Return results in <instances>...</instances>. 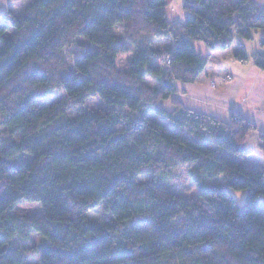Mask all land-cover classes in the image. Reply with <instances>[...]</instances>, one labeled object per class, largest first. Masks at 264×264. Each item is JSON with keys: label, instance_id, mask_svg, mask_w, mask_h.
<instances>
[{"label": "trees", "instance_id": "trees-1", "mask_svg": "<svg viewBox=\"0 0 264 264\" xmlns=\"http://www.w3.org/2000/svg\"><path fill=\"white\" fill-rule=\"evenodd\" d=\"M167 7L33 0L0 15V264H264V171L239 160L253 125L235 111L221 121L190 110L175 97L211 52L264 26V7L181 0L183 21L169 20ZM161 38L169 48L151 46ZM127 51L119 68L116 57ZM253 60L264 68V52ZM103 82L133 97L136 109L116 96L86 108ZM168 99L160 117L174 127L149 115ZM71 109L78 114L69 117ZM260 141L264 151L262 134ZM173 166H186L200 199H183L157 177ZM241 186L239 206L233 190ZM22 201L39 203L41 215L20 210ZM100 202L112 218L102 226L87 214Z\"/></svg>", "mask_w": 264, "mask_h": 264}, {"label": "crops", "instance_id": "crops-1", "mask_svg": "<svg viewBox=\"0 0 264 264\" xmlns=\"http://www.w3.org/2000/svg\"><path fill=\"white\" fill-rule=\"evenodd\" d=\"M5 1L6 4L0 7V15L8 10L17 11ZM255 1L260 8L264 7V0ZM255 29H258L254 31L256 36L250 40L235 36L228 49L211 52L200 75L189 84H179L175 97L186 108L215 116L221 121H227L232 111L248 120L254 129L242 144L246 154L239 160L264 171V151L259 148L262 143L260 135H264V68L253 60L254 52H264L261 43L264 26ZM239 49L245 57L236 55ZM170 109L169 104L165 112Z\"/></svg>", "mask_w": 264, "mask_h": 264}, {"label": "rangeland", "instance_id": "rangeland-1", "mask_svg": "<svg viewBox=\"0 0 264 264\" xmlns=\"http://www.w3.org/2000/svg\"><path fill=\"white\" fill-rule=\"evenodd\" d=\"M10 5H12L13 9L17 10V13H20L23 11V8L31 3L33 0H7ZM168 3V7L166 10V14L171 21H183L185 17V12L181 9V0H166ZM6 1L5 0H0V7L5 5ZM123 27L117 25L115 29V34L117 37H120L122 34ZM257 31L258 29H254V31ZM8 34L12 33L11 30L7 31ZM256 36L255 32L253 34ZM197 49V53L200 54L201 56L205 55L207 52V48L205 45H203L200 41L194 43ZM151 46L153 48H162L166 49L169 48L170 46V40L168 38H161V39H155L151 42ZM131 56V51L123 52L121 54H118L116 57V63L119 68H125L128 65V59ZM150 84H155L153 80L147 79L146 80ZM116 96L119 98H126V106L125 110L129 111H134L137 107V101L131 97L130 95L126 93H122L120 90L116 89L115 87H112L111 85L104 83L102 84L101 89L98 91L97 95L86 100L84 102V105L86 108H99L102 107L106 103H110L111 99ZM165 102V103H164ZM42 101L38 102L35 107H38ZM161 104V105H160ZM164 104V105H163ZM167 104V105H166ZM169 104L171 103L168 100L160 101L158 104V109H154L152 114H149L153 119L159 120L160 122L173 126L172 122H167L165 119L161 118L160 116L162 113L165 111V108H169ZM78 114L77 109H71V111L68 112L69 117H73ZM178 130L180 132L186 133L185 129L182 127H179ZM250 133L247 135L246 140L250 138ZM29 158L28 155H23L22 158H19L18 160L13 161L14 164L19 165L20 162L25 161ZM150 177H153L151 174L150 175H139L137 179L140 181H144L147 179H150ZM157 177H160L162 182L166 184L167 186L170 187V189H173L176 194H178L180 197L183 199H188L190 201H195L199 198L198 195V189L195 187V185L192 183L190 178L187 175L186 171V166H173L170 170L167 172H164ZM157 177L156 180H158L160 183H162ZM154 178V177H153ZM245 192L246 189L241 186L238 189L233 190V195L236 197L237 200V205L241 206L244 198H245ZM19 209L30 214V215H41V205L37 202H26L22 201L18 204ZM88 217L89 219L95 224V225H105L108 222L111 221V215L109 213H106L105 211V203L100 202V204L97 206V208L92 209L88 211ZM236 214L235 213H229L227 218L231 220H235ZM177 224H181V222L178 221ZM31 243L38 241L39 238L35 233H32L31 236ZM29 264H39V260L37 258L34 259H28Z\"/></svg>", "mask_w": 264, "mask_h": 264}]
</instances>
